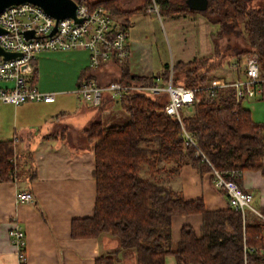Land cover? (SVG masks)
Masks as SVG:
<instances>
[{
	"label": "trees",
	"instance_id": "16d2710c",
	"mask_svg": "<svg viewBox=\"0 0 264 264\" xmlns=\"http://www.w3.org/2000/svg\"><path fill=\"white\" fill-rule=\"evenodd\" d=\"M76 1L90 9L106 8L113 15L124 17L126 24L132 14L145 13L148 8L124 9L117 0ZM148 1L156 5L160 15L199 13L217 25L216 34H212L216 53L220 36L241 37V45L231 46V57L254 53L264 77V2L252 5L253 0H207L205 10L198 11L190 10L185 0ZM213 61L211 56H194L172 66L173 84L197 88L198 101L189 114L181 117L194 144L182 134L178 120L164 112L166 92L151 96L126 94L118 100H102L96 106L102 112L106 105L118 101L128 121L108 125L98 115L83 129L84 137L93 142L96 197L92 215L71 219V237L98 238L102 233L115 236L119 250L134 252L135 264H166L165 258L170 255L176 264H264L261 217L255 215L248 220L228 202L225 209L208 210L202 198L186 199L169 183L183 165L189 164L199 174L211 172L214 187L227 197L226 190L215 185L213 170L240 187L244 170H258L264 176V122L252 118L250 110L241 104L244 99L235 104L232 87L206 89L218 79L207 74L213 65L221 66ZM34 63L31 82L36 83L38 70ZM120 73V82L150 84L154 79V75H133L124 65ZM156 75L163 81L169 79L168 69ZM81 76L78 87L89 75ZM15 162L13 140H0L1 182L16 179ZM257 210L264 216V209ZM183 214L201 215L198 234L192 226L183 224L179 240L173 243L171 218ZM118 252L100 254L94 264H115Z\"/></svg>",
	"mask_w": 264,
	"mask_h": 264
},
{
	"label": "crops",
	"instance_id": "0c3cea01",
	"mask_svg": "<svg viewBox=\"0 0 264 264\" xmlns=\"http://www.w3.org/2000/svg\"><path fill=\"white\" fill-rule=\"evenodd\" d=\"M134 14L127 19L128 34ZM117 18L125 22L124 17ZM132 44L129 39L130 51ZM88 56L83 49L41 53L34 63L35 67L37 64L39 67L35 86L44 92L51 91L54 78L57 76L56 81H60V74H68L67 79L71 80L69 84H75L78 88L83 73L104 85L121 80L123 65L133 75H154L140 70L135 72L130 62L131 53L121 65L109 63L93 71L88 70ZM43 63L50 67L45 76L41 69ZM24 68L31 77L33 64L29 63ZM9 83L0 81V89L8 87ZM77 88L74 91L72 87L69 92L78 97ZM262 89L264 92V87ZM56 91L64 93L63 90ZM60 96L51 103L37 101L13 105L0 100V140L17 139L13 145L18 172L14 181H0V264H94L98 255L115 251H119L115 264H135L134 252L119 250V240L115 236L107 233L98 235V238L70 236L71 219L92 215L96 197L92 177L95 168L92 144L84 137L83 129L98 115L108 125L127 123L128 116L121 115L123 110L118 101L106 105L102 112L96 106L94 111H88L81 96L78 98L80 107L73 106L72 96L69 99L64 94ZM108 99L104 97V101ZM66 130L70 131L68 135H65ZM81 142L89 146L79 148ZM241 175V187L252 195L253 208L264 209V176L258 170H244ZM211 178V172L199 174L191 165L185 164L169 183L173 189L181 191L186 199L202 198L208 210L225 209L228 206L227 197L216 190ZM25 190L34 196V201L17 203L16 193ZM254 216L247 211L248 220ZM12 219L25 232L27 259L24 263L18 262L8 236ZM171 220L173 243L179 240V230L183 224H189L198 234L202 221L200 214L175 215Z\"/></svg>",
	"mask_w": 264,
	"mask_h": 264
},
{
	"label": "built area",
	"instance_id": "2783aa9c",
	"mask_svg": "<svg viewBox=\"0 0 264 264\" xmlns=\"http://www.w3.org/2000/svg\"><path fill=\"white\" fill-rule=\"evenodd\" d=\"M76 3V18L66 17L56 20L47 15L36 4L23 2L18 5L5 7L0 13V46L7 52L19 54L17 57L5 59L0 56V81L11 82L12 85L0 89V100L13 105L23 102L51 103L56 99L55 92H44L38 89L31 77L26 74L25 65L36 61L40 52L68 51L83 49L88 52V70H97L109 63L121 65L130 55L129 36L127 24L118 20L117 16L101 6L91 7L83 2L73 0ZM154 4V3H153ZM155 5V4H154ZM157 10L156 5L148 7L147 11ZM55 28V31H51ZM25 31H32L33 37H25ZM243 76L235 79L218 82L213 80L206 89L216 87H232L235 90V104L242 99L261 95L264 77L260 75L259 63L254 53L244 58ZM234 65H237L235 61ZM163 81L157 75L150 84L140 82L110 81L100 85L90 76L83 79L77 88L86 107H94L104 100V94H108L113 100L121 99L126 94L145 93L156 95L167 93L168 100L165 103L164 112L178 120L182 126V134L188 142L193 143L192 136L183 128L181 117L192 111V106L198 101L197 88L189 89L182 85L172 83V77ZM17 139L13 140V143ZM197 153H200L199 150ZM205 159V157L202 155ZM234 172H231L233 175ZM215 185L226 190L227 202L230 206L241 212L242 217L247 211L261 217L264 216L252 206V195L241 189L233 180H226L224 176L213 170ZM17 203L34 201V196L29 191L16 193ZM12 227L8 231L9 239L14 246L19 263L27 259L25 253L26 239L23 228L12 219ZM264 236V234H263Z\"/></svg>",
	"mask_w": 264,
	"mask_h": 264
},
{
	"label": "rangeland",
	"instance_id": "374dc122",
	"mask_svg": "<svg viewBox=\"0 0 264 264\" xmlns=\"http://www.w3.org/2000/svg\"><path fill=\"white\" fill-rule=\"evenodd\" d=\"M117 1L118 6L130 10H134V8L141 6H155L153 2L149 3L148 0ZM262 2H264V0H253L251 4L257 5ZM145 14H134L133 23L130 26V32L128 34L130 37L129 39L134 43L130 51V62L135 72L140 70L145 74L156 75L168 69L169 75H171L172 66L176 64L178 60L188 61L194 56H211L214 59V64L218 65L220 63L221 66L215 68L213 65L207 74L209 76H216L218 82L232 80L237 76H243L244 58L249 54L240 55L235 59L231 57V46L235 44L241 45V37L236 35H229V37H225L224 35L220 36L217 40L219 52L216 53L213 48L212 34H216L218 26L211 24L201 14L177 12L176 14L160 15L157 10L147 11ZM118 20L121 19L118 18ZM45 52H40L37 58L41 53ZM235 61L237 65H234ZM42 68L44 70L43 76H45V72L49 73V64L43 63L41 65V69ZM68 77V74H60V81H56L58 78L56 76L53 83H51V91L56 93V99L60 98L61 94L68 96V99L72 96V98H74L73 106L80 107L81 103L78 98H80L81 95L79 94L80 96L77 97V95L69 92L72 87H74L75 91L77 85L69 84L71 80H68ZM8 85L10 86L12 83L10 82ZM56 90H63L62 92L64 93H57ZM65 91L68 92L65 93ZM105 96L109 97L108 94H104V97ZM241 102V104L250 110L252 118L258 122H264V96L256 95L250 97V99H244ZM114 104H116V102H114ZM85 109H88V111L95 110L94 107H85ZM121 115L124 117L127 116L124 110L121 111ZM69 133L70 131L66 130L65 135ZM84 141L87 142L86 139ZM89 143L93 144V142ZM84 144L85 143L81 142L78 147L86 148L89 146ZM18 165H20V159L18 160ZM165 261L166 264H176L174 257L171 255L166 257Z\"/></svg>",
	"mask_w": 264,
	"mask_h": 264
},
{
	"label": "water",
	"instance_id": "95a60500",
	"mask_svg": "<svg viewBox=\"0 0 264 264\" xmlns=\"http://www.w3.org/2000/svg\"><path fill=\"white\" fill-rule=\"evenodd\" d=\"M23 2H29L31 4H36L46 12V14L54 17L56 20L63 19L66 17L73 18L76 22L79 21L76 18V3L73 0H0V13L3 12L5 7L10 5H18ZM207 0H185L186 6L191 10L203 11L206 8ZM55 28L51 31L53 33ZM0 32L2 29L0 27ZM25 37H33L32 31H25ZM0 56L5 59L13 58L19 56V54L13 52H6L0 46Z\"/></svg>",
	"mask_w": 264,
	"mask_h": 264
}]
</instances>
